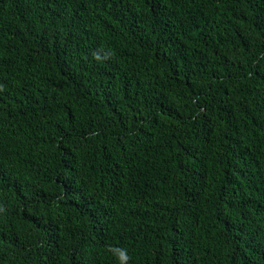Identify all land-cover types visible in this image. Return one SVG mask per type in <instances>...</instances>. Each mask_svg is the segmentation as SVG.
Wrapping results in <instances>:
<instances>
[{
	"label": "trees",
	"instance_id": "16d2710c",
	"mask_svg": "<svg viewBox=\"0 0 264 264\" xmlns=\"http://www.w3.org/2000/svg\"><path fill=\"white\" fill-rule=\"evenodd\" d=\"M0 264H264V0H0Z\"/></svg>",
	"mask_w": 264,
	"mask_h": 264
},
{
	"label": "clouds",
	"instance_id": "9594fccd",
	"mask_svg": "<svg viewBox=\"0 0 264 264\" xmlns=\"http://www.w3.org/2000/svg\"><path fill=\"white\" fill-rule=\"evenodd\" d=\"M4 88V85L0 84V90ZM112 254L119 260V264H129L131 256L128 253V250L123 247H113L110 249Z\"/></svg>",
	"mask_w": 264,
	"mask_h": 264
}]
</instances>
